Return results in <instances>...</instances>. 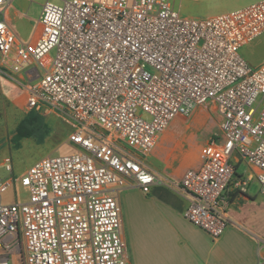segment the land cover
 <instances>
[{
    "label": "built area",
    "instance_id": "built-area-1",
    "mask_svg": "<svg viewBox=\"0 0 264 264\" xmlns=\"http://www.w3.org/2000/svg\"><path fill=\"white\" fill-rule=\"evenodd\" d=\"M39 21L36 41L20 44L0 16V70L22 87L25 109L70 118L73 150L20 175L1 164L0 264H127L112 189L181 191L183 216L213 239L234 193L255 179L264 195V62L240 52L264 33V0L202 18L171 0L46 1ZM209 103L217 132L197 167L168 180L142 164L175 116ZM241 161L254 173L238 172ZM16 183L28 200L2 201Z\"/></svg>",
    "mask_w": 264,
    "mask_h": 264
},
{
    "label": "crops",
    "instance_id": "crops-1",
    "mask_svg": "<svg viewBox=\"0 0 264 264\" xmlns=\"http://www.w3.org/2000/svg\"><path fill=\"white\" fill-rule=\"evenodd\" d=\"M46 1L52 0H9L0 7V16H3L18 43L36 41L41 30L39 16ZM239 1L236 5L242 7L258 0ZM31 2L39 5V11L32 16V22L28 20ZM226 9L227 7L224 10ZM262 62L264 61L256 64ZM196 110L202 109L195 108L192 113ZM54 111L49 109L43 112L48 114ZM170 123L160 134L153 149L146 155L137 156L142 164L156 175L176 180L186 168L200 164V150L209 138L197 143V152L193 158H175L169 164L165 161L162 151L168 145V140L163 138L165 133L167 136L171 134ZM66 140L68 142V136ZM175 161H178V165H173ZM246 166L245 173H254V168L248 164ZM251 182H256L253 191L247 188L246 192L232 195L227 209L229 220L221 236L216 239L183 216L187 197L181 191L164 184L151 187L150 190L157 194L155 197L148 195L150 191L139 192L144 198L130 203L127 220H124L121 207L127 264H264V195L260 192L257 181L254 179ZM111 191L121 203L126 188Z\"/></svg>",
    "mask_w": 264,
    "mask_h": 264
},
{
    "label": "rangeland",
    "instance_id": "rangeland-1",
    "mask_svg": "<svg viewBox=\"0 0 264 264\" xmlns=\"http://www.w3.org/2000/svg\"><path fill=\"white\" fill-rule=\"evenodd\" d=\"M52 1L60 3V0ZM171 2L173 8L181 16L195 18L211 16L240 6L236 5L240 2L239 0H171ZM225 7H227L226 10H224ZM38 11L39 5L31 2L28 20L32 22V16L36 15ZM29 31H31L30 25ZM240 52L252 65L264 61V33L243 45ZM22 93L23 90L19 83L6 76L0 70V164L10 162L12 175L21 174L31 164L46 155L58 156L70 153L73 150L70 143L66 140L68 133L72 129L70 118L58 111L45 114L40 110L36 112L26 110L22 105ZM195 108H201L203 111H198H201L202 114L207 112L208 118L206 120L199 118L196 120L197 123L192 120L195 114V112H192ZM31 112L35 113L37 115L36 118L40 120L39 126L29 135L20 136L19 128L21 122ZM173 119L169 125L171 134L167 138L168 145L164 147L166 148L165 150L175 149L176 143L180 142V139L186 142L192 139L195 140L194 150L196 154L197 143L204 138H212L217 132L218 113L217 106L214 103L196 105L189 113L177 115ZM162 152H165L164 149ZM163 157L167 163H171L172 159L166 157L165 153H163ZM173 165H178V161H175ZM236 168L241 173L246 170L247 166L241 161L236 164ZM7 174L8 172L0 165V176H6ZM255 183L251 182L248 188L253 191ZM162 189L164 188L162 187ZM125 192V195L121 197L120 204L123 207L124 220H127L130 203L142 200L144 197L139 192H144L138 186L128 187ZM148 195L157 196L151 190ZM1 198L2 201L7 203L26 202L28 200V190L20 183H16L2 193Z\"/></svg>",
    "mask_w": 264,
    "mask_h": 264
},
{
    "label": "bare ground",
    "instance_id": "bare-ground-1",
    "mask_svg": "<svg viewBox=\"0 0 264 264\" xmlns=\"http://www.w3.org/2000/svg\"><path fill=\"white\" fill-rule=\"evenodd\" d=\"M207 119L208 118V113L206 112V114H202L201 111H196L195 114L192 117V120H197V119ZM197 123V121H196ZM201 123V122H200ZM199 125V124H198ZM169 136L164 135L163 140H167ZM194 141L192 140L191 142H186L183 139H180V142L176 143V148L175 149H170V150H165L166 148H164L163 153H165L166 157L171 158V159H175V158H193L195 156V150H194Z\"/></svg>",
    "mask_w": 264,
    "mask_h": 264
},
{
    "label": "trees",
    "instance_id": "trees-1",
    "mask_svg": "<svg viewBox=\"0 0 264 264\" xmlns=\"http://www.w3.org/2000/svg\"><path fill=\"white\" fill-rule=\"evenodd\" d=\"M37 115L33 112L29 113L27 117L21 122L19 128L20 136H26L32 133L36 128H38L40 120L36 118Z\"/></svg>",
    "mask_w": 264,
    "mask_h": 264
}]
</instances>
